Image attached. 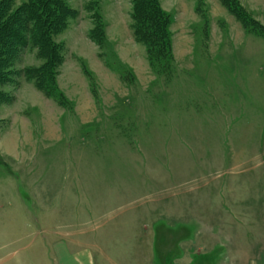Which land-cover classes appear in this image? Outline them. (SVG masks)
<instances>
[{"label": "rangeland", "instance_id": "rangeland-1", "mask_svg": "<svg viewBox=\"0 0 264 264\" xmlns=\"http://www.w3.org/2000/svg\"><path fill=\"white\" fill-rule=\"evenodd\" d=\"M162 1L174 14L172 60L140 63L136 78L106 38L100 64L116 81L85 76L97 108L90 123L23 77L1 86L14 100L0 103V264L261 263L264 32L220 0ZM239 1L264 24V0ZM67 2L79 15L65 37L90 28L94 11L105 24L103 9L117 31L132 7ZM123 40L117 47L132 50ZM34 50L15 68L41 63ZM66 56L65 85L86 69ZM47 108L61 128L54 139Z\"/></svg>", "mask_w": 264, "mask_h": 264}, {"label": "trees", "instance_id": "trees-1", "mask_svg": "<svg viewBox=\"0 0 264 264\" xmlns=\"http://www.w3.org/2000/svg\"><path fill=\"white\" fill-rule=\"evenodd\" d=\"M13 1L0 0V103L14 100V96L10 97L1 86H19L17 76L32 81L37 89L65 107L66 97L57 83L65 60V43L56 37L68 27L70 20L78 17L79 12L67 0H26L15 9ZM129 1L132 4V33L137 42L145 45L149 63L168 56L170 59L166 60L171 61L170 14L162 8L160 0ZM220 1L247 29L264 32V24L253 18L239 0ZM90 19L93 26L88 35L101 49L99 54L102 56L107 44L105 24L97 11L92 12ZM27 47L35 49L42 62L15 68L21 52Z\"/></svg>", "mask_w": 264, "mask_h": 264}, {"label": "crops", "instance_id": "crops-1", "mask_svg": "<svg viewBox=\"0 0 264 264\" xmlns=\"http://www.w3.org/2000/svg\"><path fill=\"white\" fill-rule=\"evenodd\" d=\"M161 3H162V5H161L162 8L167 13H169L171 15V19H173V15H174L173 11L171 9L166 8L165 5L163 4L162 0H161ZM242 5H244L246 7V9L249 11V13H252L255 11V9L252 8V6L249 5L248 3L245 4L242 2ZM131 12H132V7H131ZM131 12L129 9L127 19H125V20L123 19V21L121 22V24L119 26H118V24H116V29H117V31L119 30L118 36L115 37L114 39H112L110 36V32H113V31L117 32L114 28L115 21H112L109 18V15L105 11V9H103V17L105 20V34H106V38L109 41H113L115 43L116 52L118 53L120 59L133 71L132 73H134L135 77L139 78L138 70H137L138 64L141 63L142 67H144V65H146V67H147L149 65V61L147 59V53L145 54L143 52L142 48H140V46H138L140 44V42H137L133 36L132 28H131L132 18L130 21ZM259 18H257V19H259ZM76 19L77 18L72 19V20L75 21ZM72 20H70L68 27L56 37V39L58 41H63L65 43V60H64V63L62 64V66L60 67V72H59L58 77H57V83H58L59 89L63 92L64 96L74 104L75 117H78L82 123L88 124V123H90V121H93V119H90L88 117L91 116V118H92L93 116H95L97 114V108H95L94 99H93L94 97H93L92 93L88 92V86H87L85 76L88 79L89 75L86 72V70L89 73H91L92 75H94L96 80H97V78L100 81L102 80L101 82H103V80L106 81V79L110 81V80H113L114 78L107 76V75H109L107 73V70H106L107 66L105 65V67H103L100 64L101 63L100 62V55H99L100 52H99L98 46L96 43H94L89 38L88 33L93 26L91 20H90V22H91L90 28H87L86 30H85V28H83L80 32H75L74 35H70V37H65V34L69 33L68 31H69ZM260 21H262V20H260ZM88 29H89V31H88ZM169 30L172 31L170 28H169ZM59 36H62L64 39L59 40L58 39ZM120 40H123V41L126 40L128 42V45L131 46L132 50L126 49V50H124L125 52H123L122 47L118 48L117 46L119 45ZM82 45H83V47H86V48H82ZM145 49H146V47H145ZM67 50H69L71 53L75 54L76 58L80 61L81 65L83 63L86 65V69H84L83 65H82L81 66L82 71L80 73L81 77H79V79L76 77L67 78V81H66L67 86H66L65 84L62 83L61 74L63 71L62 69L67 65V56H66ZM34 51L36 52V50H34ZM120 53H125V54L122 55ZM36 56H37V54H36ZM89 56H91V57H90V62L88 63L87 60H88ZM135 57H137V60L135 59ZM39 64H40V62H39ZM31 65H38V64H31ZM96 65L98 66L97 68H96ZM74 67H75V69L78 68L77 66H74ZM138 69H139V67H138ZM99 75L101 77H99ZM105 76H107V77H105ZM114 81H116V80L114 79ZM26 82L33 83L32 81H27V80H26ZM111 82L108 84H105V85H106V87H108V90L113 91L114 85ZM24 85H26V84H24ZM33 85H34V83H33ZM111 85H113V86L110 87ZM91 86H92V84H91ZM21 87L23 88V85ZM85 89L87 92L83 93V91ZM40 92H42V91H40ZM83 97H85V99L87 100L86 104L83 103V101H86V100H84ZM43 103L44 102H42V104ZM44 105L46 106V104H44ZM93 106H94V108H93ZM48 111H50V112H48ZM46 113H47L46 117L48 119V122H50V124H52L51 126H53L50 129L49 125L46 123L47 129H48V131H50L53 134L54 137L52 136V139H54L56 137V135L58 134V132L59 131L61 132V128L60 127L58 128L57 121L55 119L56 115L54 114L55 112L51 111L49 108H47ZM20 137L21 136L19 135V138ZM6 138L12 139L13 141H14V138L17 140L16 134H13L12 132H10V134ZM14 148H15V150H16V148L19 150V147H17V144H15V143H14ZM260 264H264V254L263 253L261 254V263Z\"/></svg>", "mask_w": 264, "mask_h": 264}]
</instances>
